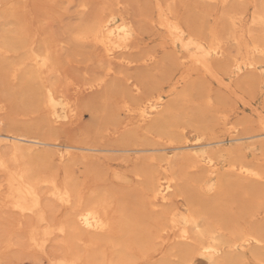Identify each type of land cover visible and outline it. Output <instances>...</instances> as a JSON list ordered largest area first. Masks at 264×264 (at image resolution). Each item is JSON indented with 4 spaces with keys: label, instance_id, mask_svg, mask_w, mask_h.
Listing matches in <instances>:
<instances>
[{
    "label": "bare ground",
    "instance_id": "obj_1",
    "mask_svg": "<svg viewBox=\"0 0 264 264\" xmlns=\"http://www.w3.org/2000/svg\"><path fill=\"white\" fill-rule=\"evenodd\" d=\"M21 1L23 7L28 5V0ZM202 1L221 2L224 5L229 0ZM236 1L254 4L256 9L250 15L249 23L260 26L262 31L261 35L255 36L252 29L244 26L241 17L228 15L227 24L233 33L232 40L234 43H239L240 39L243 40V57H237L235 54L228 55L224 42L217 36L211 42L196 38L168 14L162 15L157 21L156 27L163 30L171 45L181 48L184 52L180 57L181 60L190 66H196L203 74L214 78L224 86L223 88L245 102V98L233 86L234 83L227 82L219 73L221 70L230 69L237 79L240 78L239 81L246 84L254 83L258 77L257 73L260 71L264 76V0ZM8 2L10 3V0H5L4 3ZM116 6L117 9L113 10L105 8L99 10L89 24H79L78 30L76 29L72 36L74 41L88 42L94 46V49L97 48L99 62L106 65L101 77L93 80L92 83L80 86L75 84V90L99 88L105 82V77L112 72L121 76L123 67L129 68L137 62L136 59L129 56L131 51L137 47L135 29L131 21L122 15L120 0H116L115 8ZM87 7L85 2L79 5L81 12H84ZM27 8L25 10L28 11ZM7 26L6 23L0 24V55L5 59H8L12 54H15L16 57L12 61H5L3 73L5 76H9V79L11 77L10 82L12 79H19V82L22 83L18 90H11L8 95L4 96L5 98H0V112L4 113L6 104L12 109L11 117L6 116L7 118H2L3 120L0 122L11 123V119L17 116H27V114H36L40 118V122L38 121L37 124L24 126L23 132L1 130L0 128V171L8 170L6 181L0 180L1 201L9 210L18 214L15 226L17 230L18 228L22 230L21 234L14 238L9 233L12 239L5 243L7 247L17 245L18 248L24 250V253H30L28 258L33 264H131L122 249V244L125 242L122 243L121 237V239H115L112 233L115 228L129 230L131 222L122 217V209L116 214H112L103 194L94 192L85 196L77 184L78 181L71 179L68 172L75 158L94 157L105 160L109 158L108 154L119 152V155L125 154L123 156L126 160L127 158L136 159L138 153H146L144 156L151 164L146 160L143 161H146L147 165H151V168L142 170L136 166L133 175L136 179H145L149 207L153 209L160 206V213L165 216L162 220H166V223L162 224L161 222L163 225L160 226L161 228L157 225L159 229L156 233L150 237L147 236L149 241L144 237L145 232L144 236L140 233L141 237L137 234L138 239L141 238L139 243L142 246L146 245L144 249L146 251L140 252L147 259L146 264H243L245 256L242 249H249V253L258 261L257 264H264V223L252 222L247 228L244 227L245 225L244 229L237 228L231 226L226 220H216L213 213L211 214L214 206L206 210L189 203L191 207L185 211H178L176 206H171L173 201L180 196H186L189 202L192 200L185 187L188 183L187 171L198 166H205L211 169L216 168L219 181L222 180V173L228 171L251 182L249 190L258 196L254 198L255 206L249 205L245 208L246 213H249L248 215L253 218L264 213V203L262 204L264 197H261L264 196V169L245 160L246 151H260L264 156V115L262 113H258L257 130L252 133L234 132L220 140H203L200 134L190 136L192 132L189 135L182 133L181 140H183L179 142L180 144H175L173 135L176 132H173L172 135L170 128L173 131L174 128H181L183 132V127L178 121L176 104L165 103V95L153 88L146 91L144 96L141 95L142 97L129 95L128 98H122L121 96L119 108L127 117L126 123H123L124 126L129 125L134 128L136 133L140 132L148 138L150 136V140L151 138L160 140L159 143L152 140V143L145 148L113 149L61 142L57 138L49 137L47 133L58 135L59 132H65L67 128L77 123L81 115V105L78 102L77 94L72 98L65 95L64 85L62 86L59 77L62 73L51 47L45 42L39 46L34 44L35 38L33 37L36 31L31 37L27 35V32H17L11 28L12 25ZM35 37H38V34ZM140 60L152 64L156 62V58L152 54H148ZM115 64L117 68H115ZM129 79L127 77L126 81L129 82ZM69 81L67 80V83ZM130 86V93H139L140 88L136 83L130 82ZM185 96L186 94L183 93L179 98L182 99ZM199 128H195L194 132ZM34 129L44 130L46 136L39 137L31 134L30 131ZM133 135V133L126 134L121 140L127 141ZM52 157H55L57 164L61 165L62 172H64L63 179L58 177L57 172H52L53 170L46 172L48 159H52ZM48 167L50 166L48 165ZM120 176L117 178L120 179ZM182 182L185 185H180ZM244 206L240 207L241 210ZM59 209L64 210V215L57 218L54 214ZM244 211L242 210L243 213ZM152 219L154 218L152 217ZM138 227L140 229V225ZM225 230L232 231L240 243L236 244L235 241L232 243L231 240L228 241L227 237L224 238L223 231ZM165 231L166 236H162L161 232ZM125 233L128 232L125 230ZM142 239L146 240L147 244H145L146 241L143 244ZM155 240L157 242L159 240L158 243L163 246L159 251L158 249L154 250L156 251L155 255H163L161 258L159 257V260L153 261L154 255L148 252L151 247L149 245L153 244ZM100 243H110L114 249H117L115 246L119 247L114 256L110 255V258L105 259V255L102 256L101 252L99 255L90 252L91 248ZM54 245L57 250L52 251L51 248ZM125 248L127 254L130 248L127 246ZM86 252L87 254H85ZM152 253L154 254L153 250ZM141 257L139 256V258ZM4 258L0 256L1 261ZM172 258H177L178 261L173 263ZM137 259L134 261H139ZM143 261L141 260V262Z\"/></svg>",
    "mask_w": 264,
    "mask_h": 264
},
{
    "label": "rangeland",
    "instance_id": "obj_2",
    "mask_svg": "<svg viewBox=\"0 0 264 264\" xmlns=\"http://www.w3.org/2000/svg\"><path fill=\"white\" fill-rule=\"evenodd\" d=\"M120 1L122 2V15L131 21L136 32L135 42L137 43V47L131 51L129 56L136 59L137 62L129 68H126V66L123 67L121 76H117L112 72L109 76L105 77V82L101 87L94 88L93 90H83L80 88L78 92V90L74 89L76 86L75 84L80 86L85 83H92L93 80L103 75L102 73L106 65L99 62V57L97 58V56H99L97 48L94 49V46L88 42L80 43L74 41L72 36L76 29L78 30L79 24H89L99 10L103 8L106 10L117 9V6L115 8L116 0H30V2L28 0V5L26 7L21 5V0H10V3L8 2L7 4L4 3L5 0H0V24L6 23V26L9 25L7 27L12 25L11 28L15 29L17 32H27V35L31 37L36 31L33 37L35 38V46H39L45 42L51 47L54 58L62 73L59 77L62 86L64 85L63 91L65 95L72 98L77 94L78 102L81 105V115L77 123L67 128L65 132H59L58 135L53 133L56 135L55 137L52 133L46 132L49 134V137L57 138L64 143H73L74 145H95L101 148L113 149L122 147L129 149H133L134 147L135 149L140 147L145 148L149 146L148 144L152 143V140L159 143L160 140L154 138L150 140V136L148 138L140 132L136 133L134 128H131L129 125L124 126L123 123H126L127 117L119 108L121 96L122 98H128L129 95L142 97L146 91L152 90L153 88L165 95V103L176 104L178 121L181 127H183V132L181 128H174V131L170 128L172 135L174 134L173 132L177 133L173 135V140L175 141L173 142L175 144H180L179 142L183 140H181L182 133L189 135L192 132L190 136L200 134L203 140H220L225 139L230 133H252L257 130V115L258 113L264 115L263 72L260 71L257 73L258 77H256L254 83L246 84L241 82V80L239 81L240 78L238 77L237 79V77L231 73L230 69L220 71L219 74L227 82L231 84L234 83L233 86L235 89L245 98L246 101L244 102L240 98L234 96L229 90L223 88L224 86L218 83L214 78L203 74L196 66H190L181 60L180 57L184 54L181 48L171 45L163 30L156 27V23L162 15L168 14L176 19L187 32L193 34L196 38L211 42L212 39L217 36L224 42L228 55L235 54L237 57H243V40L240 39L239 43H234L232 40L233 33L228 28L227 17L228 15L241 17L244 26L252 29L255 36H259L262 34L260 26L249 23L250 15L256 9L254 4L245 2L239 3L236 0H229L224 5L221 2L214 3L202 0ZM82 2L88 5L84 12H81L79 8ZM25 8H27L28 11L25 10ZM37 34L38 37H35ZM148 54L155 56L156 62L154 64L145 63L140 60ZM15 57L16 55L12 54L9 55L8 59H5L0 55V98H5L4 96L8 95L11 90H18L21 86L22 82L20 83L19 79H12L10 82L11 77L9 79V76H5L3 73L5 61H12ZM115 68H117L116 64ZM127 77L130 78L129 82L126 81ZM67 80H70L69 83L73 84L67 83ZM130 82H134L139 86V93H130ZM239 82L241 83L239 84ZM183 93H185L186 96L182 99L179 98ZM11 111L12 109L10 106L6 104L4 113L0 112V121L3 120L2 118L11 117ZM37 117L39 118V115L36 114L17 116L11 119V123L4 124L0 122V128L1 130L7 129L23 132L25 130L24 126L38 123L40 118L38 119ZM195 128L201 130L198 129L194 132ZM129 132L134 134L132 138H130L132 141L130 139L127 141L121 140L126 134H130ZM30 133L38 135L39 137L46 136L44 135L45 131L39 129H34L30 131ZM178 136L179 138H177ZM112 153L108 154L110 156L105 160H102L103 158L99 160L94 157H88L86 159L75 158L74 162H72L69 167L68 173L72 177L71 179H74L76 182L78 181L77 184L79 188L82 189L85 196L94 192L103 194L112 214H116L117 211L122 209V217L127 218L131 222L129 226L130 231L126 228H124V230L123 228L122 230H120V228H115L112 232L113 237H115V239L122 238H120L122 243L125 242V244H122V249L125 252L126 246L130 248L132 253L130 254L128 250L127 254L129 255L125 252L124 254L126 258L128 256V260L131 264H146L147 259L141 254L146 251L144 250L146 245L142 246V244L139 243L141 239L140 233L143 236L146 233L144 237L149 241L147 236L150 237L152 234L156 233L157 230L163 226L161 222L162 224L166 223V220H162L165 216L160 213V206L153 209L149 207L150 202L147 199L148 191L145 188V179H136L133 175L136 166L142 170H146L147 168H151V165L146 164V161H148L144 156L146 153H138L136 159H129L126 157V160L124 158L125 154L119 155V152ZM245 157L247 162L264 169V156L260 151H246ZM143 160L146 161L144 162ZM47 163V167L48 165L50 167L45 168L46 172L53 170L52 172H57L58 177L63 179L62 176L64 172H62L63 169L61 165L57 164L56 158L52 157V159H48ZM148 163L151 164L150 161H148ZM143 165L145 166L142 168ZM119 176L121 180L117 178ZM122 176L124 179L127 178V181L124 180ZM7 177V169L0 171L1 181H6ZM187 178L188 183L185 185L182 182L180 185H185L192 200L189 202L186 196H180L175 199L171 206H176L178 211H185L191 207L189 203L195 204L198 208L206 210L214 206V210L210 209L214 218L216 220H226L231 226L243 228L245 225L244 227L247 228L252 222L264 223V213L258 214L253 218L248 215L249 213L247 214L245 210L249 205H252V207L255 206L254 203L256 200L254 198L258 196L255 195L254 192H250L249 185H251V182L240 176H235L228 171L222 173V180L219 181L216 168L211 169L205 166H198L193 170L187 171ZM2 203L0 195V256L1 258L5 256L2 261L0 259V264H33L30 258H28L30 253H24V250L18 248L17 245H11L13 247L12 249L11 246L7 247L5 245L9 239H12L9 236L10 234H12L11 236L13 238L14 236L18 237L22 230L18 228V230L20 229L18 231L15 226L16 218L19 217L18 214L9 210V208ZM263 203L264 198H262V204ZM242 206H244L242 209L243 211L245 210L244 213L241 210ZM14 213L15 216L13 215ZM62 214L64 215V210L59 209L54 215L60 218L63 217ZM152 217L156 220L152 219ZM47 218H50L49 215ZM138 225H140V229ZM13 229L15 230L13 231ZM125 230L128 233H125ZM154 230L156 231L154 232ZM229 231L230 230L223 231L224 238L227 237L229 242L231 240L232 243L235 241L236 244H239L240 241L237 240L236 235L232 233V231H230L231 233ZM120 233H122L123 236H121L122 234ZM137 234L140 236V239H138ZM166 234V231L161 232L162 236H166ZM142 241L143 239L141 242ZM145 241L142 243L144 244ZM147 241L145 244H147ZM155 241H153V244L149 245L151 247L148 252L154 255L153 261L159 260L163 255H155L157 249L159 251V249L163 247L158 243L159 240L158 242L157 240ZM138 244L140 245L138 246ZM154 244L155 246L153 247ZM109 246L110 243H100L98 246L93 247L94 250H91L93 249L91 248L90 252H95L98 255L101 252L103 253L102 256L105 255V259H107L110 258V255L114 256L119 247L115 246L117 249H114V246ZM51 250H57L56 245H54ZM242 252L245 256L243 264L258 263L249 253V249H242ZM85 254H87V252ZM131 255H133L132 257H134V259L139 258V256L142 257L137 259L139 261H134ZM141 260L144 261L141 262ZM171 261L176 263L178 260L177 258H172Z\"/></svg>",
    "mask_w": 264,
    "mask_h": 264
}]
</instances>
